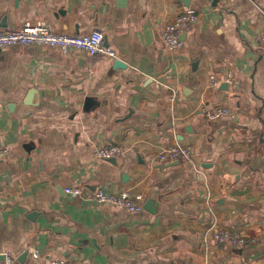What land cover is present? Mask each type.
Here are the masks:
<instances>
[{"label": "crops", "instance_id": "0c3cea01", "mask_svg": "<svg viewBox=\"0 0 264 264\" xmlns=\"http://www.w3.org/2000/svg\"><path fill=\"white\" fill-rule=\"evenodd\" d=\"M187 11L198 20L171 51L159 32ZM261 11L264 0H0L3 31L99 30L116 56L0 48V264L6 252L15 264H264ZM218 105L231 114L201 111ZM108 145L124 153L92 157ZM174 145L191 161L160 163ZM97 190L140 194L142 210L98 204ZM222 229L253 242H217Z\"/></svg>", "mask_w": 264, "mask_h": 264}, {"label": "built area", "instance_id": "2783aa9c", "mask_svg": "<svg viewBox=\"0 0 264 264\" xmlns=\"http://www.w3.org/2000/svg\"><path fill=\"white\" fill-rule=\"evenodd\" d=\"M262 12V11H261ZM264 14V12H262ZM198 20V14L194 11H187L178 15L174 20L166 23L160 30L159 36L162 44L169 50L179 49L183 42L181 37L191 30L193 24ZM103 34L99 30H92L84 35H67L54 33L45 22H27L21 28L15 31H3L0 29V48L7 46H47L60 50L62 53L69 54L71 52H82L89 56H102L105 58L116 59L115 53L104 45ZM225 81L229 84L235 83L232 74H229ZM219 80L211 77L210 84L217 86ZM202 113L209 120H217L223 116H229L231 111L229 108L218 105L212 109L202 107ZM124 153V151L115 145L105 147H94L92 157L98 160H106L116 158ZM9 155V150L0 148V160L5 159ZM157 159L160 163L166 164L175 161H191L192 148L190 146L174 145L165 149L158 154ZM65 193L71 196H79V188H65ZM93 200L98 204H107L129 212H139L142 210L143 198L140 194L131 196L128 192H122L119 196L107 195L102 190H97L93 194ZM214 239L217 242L229 244L237 249H242L251 244V238L242 236L230 230H217L214 232ZM35 259L39 258L37 251L32 252ZM3 264H15L16 256L10 252L4 253ZM48 264H74L65 259L50 260Z\"/></svg>", "mask_w": 264, "mask_h": 264}, {"label": "water", "instance_id": "95a60500", "mask_svg": "<svg viewBox=\"0 0 264 264\" xmlns=\"http://www.w3.org/2000/svg\"><path fill=\"white\" fill-rule=\"evenodd\" d=\"M104 45H106V42L104 40ZM115 66L118 67V68H123L124 67V64H122L120 61H115ZM90 102V100L88 99L87 100V104ZM114 159V158H113ZM113 159H110V161H113ZM27 255V252L23 253L19 258H18V261H22Z\"/></svg>", "mask_w": 264, "mask_h": 264}]
</instances>
